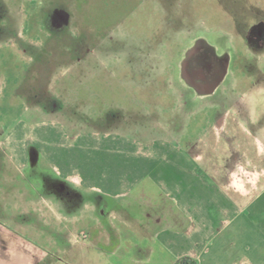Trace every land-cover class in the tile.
<instances>
[{"label": "rangeland", "instance_id": "obj_1", "mask_svg": "<svg viewBox=\"0 0 264 264\" xmlns=\"http://www.w3.org/2000/svg\"><path fill=\"white\" fill-rule=\"evenodd\" d=\"M1 45L18 50L35 94L21 88V117L0 124L4 138L15 135L13 145L0 141V264H129L130 238L117 230L152 221L156 205L176 207L175 189L159 180H190L197 201L228 207L231 196L255 212L264 195V0H0ZM53 120L85 148L98 143L93 153L63 140V161L78 170L154 171L119 200L76 189L40 149ZM237 165L249 174L242 187L230 179Z\"/></svg>", "mask_w": 264, "mask_h": 264}, {"label": "crops", "instance_id": "obj_2", "mask_svg": "<svg viewBox=\"0 0 264 264\" xmlns=\"http://www.w3.org/2000/svg\"><path fill=\"white\" fill-rule=\"evenodd\" d=\"M5 61L8 63L6 71L0 70V124L8 123L12 118L21 117L23 107L27 106L24 100H21V88H26L24 93L27 92V97L34 99L35 94L34 83L29 82L30 71H20L16 66L22 62L18 50L1 45L0 63ZM58 121L60 120H53L50 129H44L45 134L43 141L41 140L40 149L44 150L54 162V165H49L51 171L58 176L63 175V178L65 176V179L60 178L65 183L75 186L76 189L102 196L108 201L119 200L131 195L134 188L141 187L143 184L141 178L145 173L154 171L153 167H144V169L141 165H136L129 170L120 171L118 176L105 172L95 174L96 168H88L85 162L80 163L81 169L78 170L77 162L74 163L68 159L63 161L61 151L67 144L63 140L70 139L74 143L72 146L77 147L76 151L79 150L78 147L82 150L86 149L85 151H92L95 147L97 148L98 143H87L85 148L84 138L78 134L69 136L62 125L57 127ZM35 128L37 129V126ZM5 135L0 134L1 144ZM7 139H11L13 145L15 135ZM153 150L156 154L159 152L158 148ZM153 150L145 153L148 159L152 157L150 153ZM56 165L62 168H57ZM184 166L189 177L193 176L189 160ZM161 170L158 169L159 172ZM155 183L157 187L175 189L172 193L177 195L174 198L176 207H172L169 211L164 204H159V207L156 205V212L159 210L160 213L146 214L152 221L146 220L145 223L142 222L136 227H130L132 224L128 222L129 228L117 230L118 233H125L126 241L130 238L123 246L125 251L123 252L128 255L129 264H175L184 256L192 258L197 264H257L260 262V251L264 248V244L258 243L257 240L260 236L264 238V195H255L252 205L256 213L244 214L245 209L242 204H238L237 200L231 196L228 198L223 195L228 207L219 205L217 197L213 196H207L209 201L208 198L204 199V202L202 199L197 201L194 196L197 185L193 181L165 183L159 180ZM143 188L147 189V186ZM145 189L140 191L141 195L147 194ZM232 193L244 196L242 193L234 191ZM63 194L68 196L67 193L63 192ZM59 197V201L67 205L66 202H62L61 196ZM102 204V201H99L97 210ZM92 210L94 211V208ZM163 213H168L170 218L167 224L162 223ZM90 218L101 220L100 215L95 217L92 214ZM76 219H83V213L78 214ZM116 252H120V247L116 249Z\"/></svg>", "mask_w": 264, "mask_h": 264}, {"label": "clouds", "instance_id": "obj_3", "mask_svg": "<svg viewBox=\"0 0 264 264\" xmlns=\"http://www.w3.org/2000/svg\"><path fill=\"white\" fill-rule=\"evenodd\" d=\"M257 147L259 150L260 154H264V145L260 144V141L257 140ZM249 174L245 172L244 168L242 166L237 165L236 167V171L232 173V176L230 177V179L232 180L233 186H239L242 187V180L241 177L242 176H248ZM257 178H258V174H257Z\"/></svg>", "mask_w": 264, "mask_h": 264}, {"label": "trees", "instance_id": "obj_4", "mask_svg": "<svg viewBox=\"0 0 264 264\" xmlns=\"http://www.w3.org/2000/svg\"><path fill=\"white\" fill-rule=\"evenodd\" d=\"M175 264H197L196 261H194L192 258L188 256H184L179 258Z\"/></svg>", "mask_w": 264, "mask_h": 264}]
</instances>
